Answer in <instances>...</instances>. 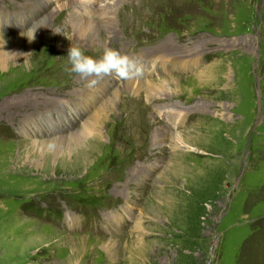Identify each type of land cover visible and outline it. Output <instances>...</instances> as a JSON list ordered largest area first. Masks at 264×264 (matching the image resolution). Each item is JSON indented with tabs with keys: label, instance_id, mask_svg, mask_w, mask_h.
<instances>
[{
	"label": "rangeland",
	"instance_id": "1",
	"mask_svg": "<svg viewBox=\"0 0 264 264\" xmlns=\"http://www.w3.org/2000/svg\"><path fill=\"white\" fill-rule=\"evenodd\" d=\"M74 1L93 23L109 10L96 49L73 42L77 3L0 0L10 55L25 49L15 37L45 23L29 66L0 71V264H264V0ZM59 38L97 58L110 47L166 64L139 78L164 91L133 97L113 75L66 72ZM116 89L102 147L82 168L78 144H33L58 129L66 142ZM95 92L106 98L89 105ZM21 101L36 106L22 115L11 108Z\"/></svg>",
	"mask_w": 264,
	"mask_h": 264
},
{
	"label": "bare ground",
	"instance_id": "2",
	"mask_svg": "<svg viewBox=\"0 0 264 264\" xmlns=\"http://www.w3.org/2000/svg\"><path fill=\"white\" fill-rule=\"evenodd\" d=\"M63 1L64 2L61 3L59 6L60 10H64V9L68 8L69 6L77 3V6L75 7L77 10L75 9L76 11H74L72 13V15L70 16V20H69L70 21L69 22V28L71 27L70 25H72L74 27V30L72 32L73 42L78 43L80 46L87 47V48H95L97 45H102V43L104 42V39L102 37L101 30L106 29L109 32H111L110 30H111L112 25H113L112 20H110L109 10L107 9L105 11H98L99 21L97 23H95V22L93 23L92 21H90L88 19L89 18L88 16L84 15L85 13H87L86 10L88 7L84 3H81L82 1L81 2H78V1L75 2L74 0H63ZM91 13H92V11H91ZM88 15H90V14H88ZM41 21L43 22L42 27L36 28L37 22H35L32 24L31 29H28L29 31H28V33H26V35L20 36V37H18V36L15 37L16 38V41H15L16 44L18 43L19 45H24L23 47L25 49L23 52L15 50V51H17V53L16 54L12 53L10 55L7 51V48L5 47L7 45H5L3 43V40H2L3 36L2 37L0 36V71H3L5 66H7L9 64V62H11V61L16 62V64H15L16 68L24 67V66L26 67L27 65L29 66L31 61H33V59H34L33 55H32L33 54V47L35 46V44H36L35 42H36L37 38L39 37V31H40V29L44 28V25H45L44 20H41ZM22 23H25V20L24 21L22 20ZM22 23H20V24L22 25ZM63 40H65V39L59 38V41H57V44L59 46H61ZM65 41H66V43H63V46H69L71 44L70 39H66ZM16 47H18V46H16ZM174 60L176 61V59H174ZM145 65H147V67H145V71L146 70H160L161 68H164L166 66V64L158 65L157 61H155V62L150 61V59H148V58H146V60H145L144 66ZM7 67H9V66H7ZM217 81L218 80H216L214 82L217 83ZM122 82L123 83L120 85L119 89H122L124 93L129 92L132 94V96L134 95L135 97H137V94L140 93V90H142V89L145 90L146 95H148L149 97H152L153 94L162 93L164 91V86H163L164 82H162V81L155 82V81H149V80L141 81V79H133V80H127V81L122 80ZM104 88L105 87L101 86V91H104ZM119 89L114 90V92L111 94V96L105 100V103L101 106V108L100 109L98 108L99 110L96 112V114L92 115V117L88 119V121L86 122V125H84L77 132L73 131V133L68 134L67 135L68 140L66 142L65 141L62 142V140L64 139V136H61L59 129H58V132H55V133H57V135L53 134V136H48L47 139L43 138V139H46V141L44 143H37L38 141L34 140V141H32L33 144L40 145L44 150H54L56 152L64 150L65 148H66L65 150H67L71 145H77L78 144V146H77L78 149L77 148L76 149L81 152V155H77L75 157V161L72 162V164H73L72 166L82 168V165H84V163L89 161V159L94 154L98 153L100 148L102 147L101 146V143H102L101 142V134H100V129H101L100 126H102L101 122H105V117H106L107 113L109 112V110H111L114 107V104H115L117 99H118V101L120 100L121 95H120ZM95 93H96V96L89 99V105H93L95 100L97 101V100L103 99L105 97V94H106V93L99 94L98 92H95ZM33 94L34 93H29V95H33ZM77 94L81 95L82 93H77ZM36 97H37V95H36ZM35 99H39V98H35ZM44 102H47V101H44ZM7 105L8 104H6V105L4 104L2 107H0V111L6 112V110H8ZM12 105L17 106V107H11V108H14L16 110L17 109L21 110L22 115L25 113L26 109H29V108L32 109L34 106H36V105L32 106L31 104H30L31 105L30 106V105H28V103L26 101H21V102H17V103L14 102ZM7 113H10V112H7ZM112 115H114V114H112ZM35 116L36 115L34 113L29 114L28 117H31V119H27L24 122L25 125H27L28 122L31 121L32 118H34ZM59 118H60V116H59ZM169 120L172 122L176 121L173 118H169ZM47 121H48L49 126L54 125L53 120L51 121V120L47 119ZM176 125H177V123H176ZM55 127L57 128V126H55ZM35 128H36V132H40L41 135L44 132V130H45V132H47V130H48V126H47V128L44 126V127H42V129H41V127H35ZM37 136L35 137V139L37 138ZM169 138L171 140V143H173V144L174 143L176 144L178 142L182 143V141H180L179 135H176L173 137L171 136ZM62 143H64V145H62ZM98 144H100V148H99Z\"/></svg>",
	"mask_w": 264,
	"mask_h": 264
},
{
	"label": "clouds",
	"instance_id": "3",
	"mask_svg": "<svg viewBox=\"0 0 264 264\" xmlns=\"http://www.w3.org/2000/svg\"><path fill=\"white\" fill-rule=\"evenodd\" d=\"M42 26L43 22L37 21L36 28ZM65 71L70 74H76L81 79L102 78L113 75L116 78L127 81L143 78L145 66L138 58L116 48L105 47L102 54L97 58L86 55L81 47L70 44L67 49ZM95 83H97V80L91 79L90 85Z\"/></svg>",
	"mask_w": 264,
	"mask_h": 264
}]
</instances>
